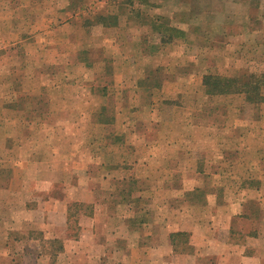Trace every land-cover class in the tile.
<instances>
[{
	"label": "crops",
	"instance_id": "obj_1",
	"mask_svg": "<svg viewBox=\"0 0 264 264\" xmlns=\"http://www.w3.org/2000/svg\"><path fill=\"white\" fill-rule=\"evenodd\" d=\"M118 5L114 13L104 6L108 11L100 15L106 39L118 43V80L147 81L149 89L136 87L130 108L121 99L126 104L118 127L124 129V147H130L128 155L124 151L129 167L116 172L106 165L109 171L100 174L97 186L90 185V173L87 181L69 174L62 197L34 206H28L26 190L15 187V179L21 176L42 190L41 167L13 169L8 182L0 184V264H108L117 256V264H264V104L253 105L258 116L251 122L228 118L220 123L206 121L217 108L198 101L201 94L209 96L202 86L205 75L264 64V0H119ZM65 7L60 11L67 15L76 8ZM110 14L114 24L106 23ZM48 19L58 26L61 17ZM75 21L61 28H74ZM88 21L79 32L91 27ZM73 37L56 44L72 47ZM158 68L170 74V81L194 80L200 89L186 85L172 91L169 84L150 83ZM169 93L180 101L170 108ZM119 94L129 97L124 90ZM149 97L147 106L141 104ZM145 111L152 117L165 112L168 119H152L144 125L146 134L138 132ZM176 112L177 118L168 115ZM127 126L135 133L128 135ZM106 148L100 156L116 158ZM112 176L132 177L139 198L110 201V189L102 183ZM125 189L120 183L119 192ZM100 193L109 201L81 197L100 198ZM87 205L93 207L89 215L75 216L73 209ZM55 240L63 251L53 258L43 243Z\"/></svg>",
	"mask_w": 264,
	"mask_h": 264
},
{
	"label": "rangeland",
	"instance_id": "obj_2",
	"mask_svg": "<svg viewBox=\"0 0 264 264\" xmlns=\"http://www.w3.org/2000/svg\"><path fill=\"white\" fill-rule=\"evenodd\" d=\"M105 1L101 4L100 0H82L83 5L79 7L78 4L73 8V14L67 15L60 10L65 9L67 3L72 8V0H0V184L8 182L13 169L16 172L23 170L25 165H29L31 170L35 166L41 167L42 190L36 191L21 176L15 179V187L26 190L25 200L28 206L42 205L50 197H62L61 185L70 183L69 174L78 176L71 179L86 178L87 181L90 173L94 176L90 185L97 186L102 179L100 174L109 171L108 167L105 168L106 165L116 172L122 171V167H129L130 163L126 166L128 162L124 159L130 147H124V129L118 127V117H123L120 109L126 104L121 99H127V107L130 108L136 104L135 88L149 89L147 81L131 79L124 84L118 80V43H114L113 39H106L108 32L104 33L101 28L104 22L100 15L104 10L108 11L103 8L107 5L112 6L109 12L114 13L119 0ZM51 16L61 17L57 22L58 26L48 24V17ZM76 18L79 20L75 21ZM85 19H89L90 30L79 32ZM72 20L75 21L74 28L69 27L64 31L61 27ZM116 20L110 14L106 23L114 24ZM42 28L53 33H43ZM70 36L75 38L71 41L72 47L56 44ZM45 45V48L40 49ZM89 45L92 48H88ZM139 68L143 69L144 66ZM155 70L156 77L149 78L152 84H169L172 91L186 88V85L197 89L200 87L194 80L191 83L176 79L170 81L169 73H164L160 68ZM263 70L264 64L256 61L249 67H233L226 71L217 69L209 74L238 77ZM120 90L127 92L129 97L121 96ZM169 95V108L180 103L172 93ZM202 95L198 97L200 105L217 108L212 116L206 118L208 122L224 123L228 118L231 122L243 119L251 122L258 116V107L249 104L244 95ZM150 101V97L145 98L141 100V104L147 106ZM145 112L139 115L143 128L137 130L145 134L144 125L147 122L166 120L168 117L162 111L154 114V117L151 114L153 112ZM168 115L177 118L179 114L176 112ZM127 127L125 132L128 135L135 133V129ZM26 141L30 143L26 144ZM126 141L129 142L130 138ZM106 147L112 150L109 153H115L116 158L107 160L100 156L105 153ZM126 148L127 155H124ZM119 180L112 176L105 178L102 183L110 189L107 192L110 194V201L131 202L139 198L134 191L137 184L131 183L132 177L128 181ZM50 183V189L46 190ZM120 183L126 188L125 191L119 192ZM85 195L82 194V199L91 202L108 199V195L105 197L104 193L99 194L100 198H87ZM87 206L73 209L75 216L89 215L93 207ZM122 212L130 215L126 209ZM122 212H119L120 215ZM43 213L42 211L41 217ZM47 248L50 247L47 245ZM110 260L111 258L108 259V264ZM119 260L117 256L111 261H116L117 264ZM65 262L64 260L62 264Z\"/></svg>",
	"mask_w": 264,
	"mask_h": 264
},
{
	"label": "trees",
	"instance_id": "obj_3",
	"mask_svg": "<svg viewBox=\"0 0 264 264\" xmlns=\"http://www.w3.org/2000/svg\"><path fill=\"white\" fill-rule=\"evenodd\" d=\"M81 2L82 0H72V6L76 7ZM203 85L206 93L211 96L244 95L251 105L264 104V70L260 73L243 74L238 77L209 74L204 76ZM47 245L50 250L47 249ZM43 247L44 251L49 252L53 258L63 251V246L58 240L45 242Z\"/></svg>",
	"mask_w": 264,
	"mask_h": 264
}]
</instances>
